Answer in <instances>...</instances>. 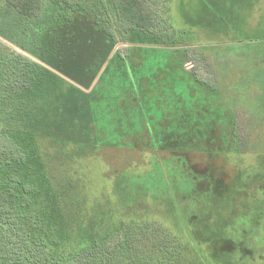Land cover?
<instances>
[{"label":"rangeland","instance_id":"rangeland-1","mask_svg":"<svg viewBox=\"0 0 264 264\" xmlns=\"http://www.w3.org/2000/svg\"><path fill=\"white\" fill-rule=\"evenodd\" d=\"M82 1L40 0L38 13L26 17L0 0V50L39 64L32 54L40 27L69 16L79 4L86 6ZM168 1L148 0L165 26L151 35L182 45L166 53L169 60L130 46L128 27L102 0L98 22L114 38L121 56L112 52L96 72L87 71L85 64L74 70L46 66L61 79L54 92L65 94L66 106L77 118L70 134L86 137L81 155L59 156L49 165L59 204L68 211L67 230L59 229L70 231L75 243L82 227V234L87 227L101 236L122 223L137 222L155 231L152 241L161 243L165 252L168 248V257L180 242L191 244L183 264H236L226 250L228 242L216 252L199 241L193 229L202 231L210 203L200 193L197 201L188 196L193 172L209 175L210 183L199 186L217 194L237 182L241 197L230 200L221 215L210 214L211 234L218 233V224L233 226L254 215V188L262 184L258 190H264V7L255 6V0ZM173 30L176 35H171ZM158 61L174 73L173 79L162 70L153 75ZM179 83L189 85L188 94L186 87L179 88L182 97L175 91ZM141 105L146 113L135 110ZM114 114L123 121L114 127L129 128L131 114L137 126L141 117V130L126 138L111 133L108 143L114 146L108 147L103 142L107 130H114L108 128L115 124ZM57 126L58 131L63 128L62 123ZM169 153L183 166H173ZM263 228L259 232L264 234ZM225 231L233 232L229 226Z\"/></svg>","mask_w":264,"mask_h":264},{"label":"trees","instance_id":"trees-1","mask_svg":"<svg viewBox=\"0 0 264 264\" xmlns=\"http://www.w3.org/2000/svg\"><path fill=\"white\" fill-rule=\"evenodd\" d=\"M105 1L119 21L128 27L127 42L137 51L148 54L153 50L151 53L154 58H167V52L179 51L182 47L173 39L164 42L161 36L151 35L158 30L163 32L165 26L158 21L148 0ZM6 2L26 17L36 15L41 7L40 0ZM85 3L86 6L79 4V9L73 10L69 16L61 15L50 25L40 27L35 43L36 52L31 53L40 65L15 56L14 52L0 50V264H183L187 261L188 252L193 249L191 244L180 242L178 248L172 247L168 257V248L165 252L161 243L152 241L153 236H156L155 231L147 230L148 227L137 222L122 223L114 231L101 236L87 227L86 235L82 234L85 233L82 227L83 232L75 243L70 231L62 232L59 229H66L68 211L59 204L60 194L49 177V165L59 156L81 155L86 149V137L83 134L77 138L70 134L71 124L77 118L70 106H66L65 94L54 92L53 85L57 87L61 79L55 78L56 75L46 66L60 69L68 66L69 70H74L86 65L87 71L96 72L112 52H117L116 41L103 30L97 19L103 6L102 0H86ZM176 31L173 30L171 35H176ZM159 63H155L153 75L162 70L170 76L169 79H173L174 73L168 71L167 67H160ZM136 87L138 90L141 85ZM180 87H186L189 93V85L179 83L175 91L181 97ZM76 104L82 106L79 102ZM135 110L145 112L142 105L135 106ZM113 116L115 124L108 128L114 130L106 129L109 135L103 142L108 147L114 146L108 143L111 133H119L120 137L126 138L127 134L132 135L141 130V117L137 126L130 114L127 119L132 123H127L129 128L124 125L121 129L114 126H121L122 118ZM145 117L142 116L144 120ZM61 123L63 128L58 131L57 124ZM3 142H8L10 148H4ZM72 145L78 147L73 148ZM153 146L154 151H160L158 145ZM48 151L55 156L52 153L48 156ZM169 156L173 166H183L179 157L173 154ZM162 163L158 162V165ZM190 182L192 188L188 197L197 201L200 193L210 203L209 213L202 219V231L199 226L193 229L200 235V242L208 243L217 252L218 247L224 248L227 241L241 236L238 231L250 228V236L258 235L261 237L260 243L264 244V234L259 232L264 227V219L255 215H246L241 218L243 221L238 220L233 226L231 222L218 224L217 234L209 231L210 214L216 212L218 216L221 215L230 200L241 197L236 181L233 187L221 194L212 189L200 188V183H210L207 174L193 172ZM261 185L256 184L255 197H264V190H258ZM258 201H254L251 214L259 213L261 207L264 208V199ZM227 226L233 232L227 233Z\"/></svg>","mask_w":264,"mask_h":264},{"label":"flooded vegetation","instance_id":"flooded-vegetation-1","mask_svg":"<svg viewBox=\"0 0 264 264\" xmlns=\"http://www.w3.org/2000/svg\"><path fill=\"white\" fill-rule=\"evenodd\" d=\"M257 198L258 200L264 199L262 195ZM254 215L255 217L260 218L264 217V208L261 207L260 212L255 213ZM248 229L250 233H252V229ZM237 233L241 234V236H238L236 239L232 238L227 241L229 243V246L226 249L229 255L232 254V258L234 260L236 259V264H264V244H261L259 240L261 237H259L258 235H254L252 237L249 233L246 232V230H240Z\"/></svg>","mask_w":264,"mask_h":264},{"label":"crops","instance_id":"crops-1","mask_svg":"<svg viewBox=\"0 0 264 264\" xmlns=\"http://www.w3.org/2000/svg\"><path fill=\"white\" fill-rule=\"evenodd\" d=\"M253 4V2L251 1L250 2V6ZM254 5L255 6H260V7H264V1L263 0H255V2H254Z\"/></svg>","mask_w":264,"mask_h":264}]
</instances>
